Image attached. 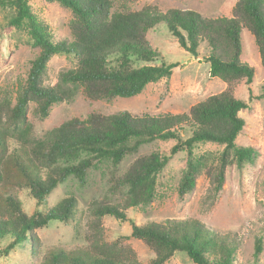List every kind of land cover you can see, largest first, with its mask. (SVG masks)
I'll return each instance as SVG.
<instances>
[{"label": "trees", "instance_id": "obj_1", "mask_svg": "<svg viewBox=\"0 0 264 264\" xmlns=\"http://www.w3.org/2000/svg\"><path fill=\"white\" fill-rule=\"evenodd\" d=\"M28 1L0 0L3 5L14 6L7 23L16 28L24 26L31 44L38 47L14 105L0 101V253L7 254L15 245L28 242L38 248L36 229L50 221L68 222L78 232L75 199L66 196L47 206L50 193L71 176L82 184L88 170L98 163L109 162L116 168L127 155L138 153L143 144L171 139L175 143L168 154L157 150L138 154L123 173L112 175V187L124 189L125 194L120 202L99 200L89 204L86 244L49 245L38 264H162L177 250L184 251L195 264H232L234 241L197 220L136 224L127 219L126 209L152 201L157 174L178 151L186 152L178 194L190 192L203 171L209 179L206 196L212 201L232 160L241 165L255 157L252 146L235 142L244 126L239 111L249 105L237 98L234 90L243 81L249 84L254 76L253 67L240 59L243 27L252 34L264 68V0H236L230 16L215 18L192 9L161 11L150 3L136 10H111L112 0H55L72 12L71 39L57 41L51 39L48 25L32 12ZM157 24L165 25L192 55H197L199 43L206 41L209 74L221 79L224 88L186 112L134 115L127 110L103 113L91 109L83 118L60 120L43 136L34 135L33 123L26 117L28 104L33 103L35 113L45 117L53 103L72 95L71 89L43 82L46 63L53 54L75 55V65L61 71L59 80L79 86L87 98L130 97L148 83L169 76L177 66L176 62H166L147 39V32ZM158 58V64H148ZM181 127H188L190 136L180 137ZM204 142L223 144L215 164L193 155L194 145ZM16 190L34 200L31 214L24 210ZM105 215L129 220L131 236L142 240L153 257L139 261L130 245L107 241L102 226ZM261 250L262 240L257 238L254 264Z\"/></svg>", "mask_w": 264, "mask_h": 264}, {"label": "rangeland", "instance_id": "obj_2", "mask_svg": "<svg viewBox=\"0 0 264 264\" xmlns=\"http://www.w3.org/2000/svg\"><path fill=\"white\" fill-rule=\"evenodd\" d=\"M236 0H112L111 10H136L144 4H154L161 11L169 8L192 9L205 17L230 16ZM31 10L43 20L49 28L51 39L70 40L69 22L71 10L55 0H29ZM12 4L0 3V101L14 105L16 97L26 83L28 69L32 59L38 53V47L31 44L24 26L16 28L7 23L13 13ZM151 47L161 53L166 62H176L169 76L148 83L143 90L130 97L115 96L106 99L91 100L77 85L62 83L59 73L76 63L73 53L53 54L46 63L43 82L46 85H58L71 89L68 100L55 102L45 117L35 113V105L29 103L27 120L33 123L36 137L43 136L48 129L60 120L73 116L83 118L88 110L95 109L103 113L127 110L134 115L167 114L186 112L189 107L207 96L221 91L225 83L209 74V62L206 57L209 46L201 41L197 55L183 49L163 24H157L147 32ZM240 59L254 69L249 84L241 82L236 86L234 95L248 103V107L239 111L244 126L236 136L240 146H252L255 157L251 161L236 165L232 160L224 170V182L216 197L210 200L206 193L209 179L203 171L197 175L193 189L180 196L178 183L186 165V152L173 154L166 165L157 174L155 192L147 205H137L126 209L127 219L136 224L149 221L165 222L168 219L197 220L206 228L220 236L231 239L236 244L232 264H254V245L257 238L262 240L256 264H264V68L260 64L259 53L252 34L243 27L241 30ZM157 60L148 63L156 65ZM140 64V63H139ZM179 136L186 138L191 131L188 127L178 129ZM174 140H155L143 144L138 153L127 155L113 168L109 162L98 163L88 170L85 181L80 184L74 177H68L47 197V206L59 199L72 196L76 202L74 219L79 231L73 224L63 221H50L36 229L39 247L29 242L11 248L7 254L0 253V264H38L43 251L49 245L73 247L86 244L85 231L88 221V206L92 201L108 200L120 202L125 190L112 187V175L123 173L138 154H147L157 150L168 154ZM223 144L215 142L196 143L193 155L215 164ZM23 202L27 214L34 209V200L24 191L16 190ZM112 215L102 218L104 238L128 244L136 253L139 261L146 262L153 257V251L140 239L131 236V223ZM1 243H4L2 241ZM162 264H195L184 251H174Z\"/></svg>", "mask_w": 264, "mask_h": 264}]
</instances>
